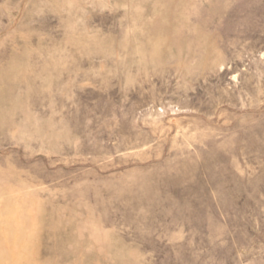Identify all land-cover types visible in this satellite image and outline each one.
I'll use <instances>...</instances> for the list:
<instances>
[{"label":"rangeland","instance_id":"374dc122","mask_svg":"<svg viewBox=\"0 0 264 264\" xmlns=\"http://www.w3.org/2000/svg\"><path fill=\"white\" fill-rule=\"evenodd\" d=\"M0 264H264V0H0Z\"/></svg>","mask_w":264,"mask_h":264}]
</instances>
